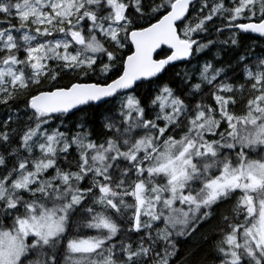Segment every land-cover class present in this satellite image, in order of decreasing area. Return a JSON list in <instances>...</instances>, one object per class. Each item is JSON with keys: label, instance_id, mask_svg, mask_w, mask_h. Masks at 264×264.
I'll return each instance as SVG.
<instances>
[{"label": "snow or ice", "instance_id": "6c2138e0", "mask_svg": "<svg viewBox=\"0 0 264 264\" xmlns=\"http://www.w3.org/2000/svg\"><path fill=\"white\" fill-rule=\"evenodd\" d=\"M215 20L264 0H0V264H172L226 202L219 264H264V58L228 82Z\"/></svg>", "mask_w": 264, "mask_h": 264}, {"label": "trees", "instance_id": "16d2710c", "mask_svg": "<svg viewBox=\"0 0 264 264\" xmlns=\"http://www.w3.org/2000/svg\"><path fill=\"white\" fill-rule=\"evenodd\" d=\"M209 2L211 3V0ZM215 25H220V21L215 20L214 24L208 25L207 39L216 41V45L207 52V55L203 59L211 60L213 54L220 51V59L216 62V66H222L227 70L228 82L237 84L244 83L241 71L242 64L238 62L239 57L247 56L250 63L254 62V58H264V38H259L251 34H241L238 46L222 45L220 42L227 39L230 32L224 31L223 33H218L214 30ZM20 107L22 108L23 105L21 104ZM14 110L15 105H12L10 108L0 105V122L6 120L10 111ZM236 111L239 113L241 108L238 107ZM79 115L81 114L77 113V117ZM75 119L76 117L71 118V120ZM71 120L69 123H71ZM230 207L231 205L227 202L220 205L211 220L203 224L194 234L182 240L172 264H219V259L217 253L214 251L213 245L218 237L217 230L221 226L222 217L220 214H228ZM162 247L163 242H160L158 250Z\"/></svg>", "mask_w": 264, "mask_h": 264}, {"label": "water", "instance_id": "95a60500", "mask_svg": "<svg viewBox=\"0 0 264 264\" xmlns=\"http://www.w3.org/2000/svg\"><path fill=\"white\" fill-rule=\"evenodd\" d=\"M251 35H253V36H256V37H259L258 35H256V34H251ZM260 38V37H259Z\"/></svg>", "mask_w": 264, "mask_h": 264}]
</instances>
